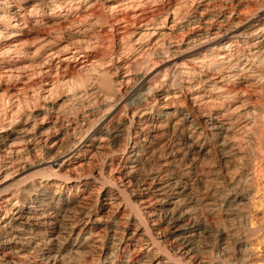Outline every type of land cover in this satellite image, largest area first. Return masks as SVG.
<instances>
[{
  "label": "bare ground",
  "instance_id": "bare-ground-1",
  "mask_svg": "<svg viewBox=\"0 0 264 264\" xmlns=\"http://www.w3.org/2000/svg\"><path fill=\"white\" fill-rule=\"evenodd\" d=\"M262 101L264 0H0V264H264Z\"/></svg>",
  "mask_w": 264,
  "mask_h": 264
},
{
  "label": "rangeland",
  "instance_id": "rangeland-1",
  "mask_svg": "<svg viewBox=\"0 0 264 264\" xmlns=\"http://www.w3.org/2000/svg\"><path fill=\"white\" fill-rule=\"evenodd\" d=\"M261 103V120L258 123L260 131L257 140L259 144L257 148V156L253 160L250 170V186L247 191L246 199H244L245 215L247 227L258 228L252 238H248L251 244V252L255 258L264 260V101ZM263 118V119H262ZM262 140V141H261ZM17 180L11 179L7 181L2 187L10 185ZM251 224V225H250ZM255 225V226H254ZM261 227V228H260ZM260 230V231H259ZM251 239V241H250ZM256 264H263L258 261Z\"/></svg>",
  "mask_w": 264,
  "mask_h": 264
}]
</instances>
